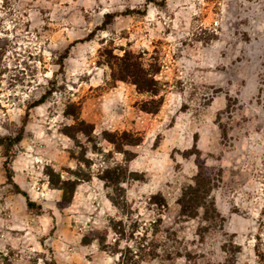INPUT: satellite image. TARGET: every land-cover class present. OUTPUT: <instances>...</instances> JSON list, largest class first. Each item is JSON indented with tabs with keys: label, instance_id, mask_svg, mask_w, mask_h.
Wrapping results in <instances>:
<instances>
[{
	"label": "rangeland",
	"instance_id": "rangeland-1",
	"mask_svg": "<svg viewBox=\"0 0 264 264\" xmlns=\"http://www.w3.org/2000/svg\"><path fill=\"white\" fill-rule=\"evenodd\" d=\"M23 121L0 264H264V0H0V138Z\"/></svg>",
	"mask_w": 264,
	"mask_h": 264
},
{
	"label": "trees",
	"instance_id": "trees-1",
	"mask_svg": "<svg viewBox=\"0 0 264 264\" xmlns=\"http://www.w3.org/2000/svg\"><path fill=\"white\" fill-rule=\"evenodd\" d=\"M128 13H133L129 11ZM117 17V14H106L104 17V21L102 24V29H105V27L109 26ZM92 35V34H91ZM89 36L88 40L90 39ZM131 66L129 64L123 66V73L126 77L131 78L134 77L133 72L131 71ZM135 85H137L135 83ZM139 91H145V89L138 88ZM45 95L42 96L37 102L32 104L30 108L33 106H38L44 102ZM32 107V108H33ZM25 122L23 121L22 126L15 132L13 136H8L4 138H0V145L5 146L6 148L13 147L14 145H17L20 143V141L23 138V133H24V127H25ZM211 170L206 169L204 167H199V170L195 176V179L193 180V183L186 186L180 194V197L178 199V206H179V212L180 215L183 217H188V218H194L197 216L198 210H202L205 215L209 213V211H213V202L211 201V191L215 186V178H213L209 172ZM5 173L7 179L11 182L12 181V172L11 169L7 166V163L5 164ZM88 177V176H87ZM117 176L112 174L111 170H105L104 171V177L101 178L102 181L109 179V181L114 182L116 180ZM89 179V178H88ZM58 183H60L61 187L60 189L62 190L64 186H66L68 183L69 185L75 190V188L78 185V182L76 181H61L60 178L58 177ZM63 186V187H62ZM25 197L26 201V208L27 211L33 214H42L44 213V208L29 200L27 195L23 192H19ZM66 193H63V200H65ZM154 199H160L163 201L161 198L154 197ZM163 205V204H162ZM99 246L102 251L104 250V246L101 244V240L98 241ZM127 254H130L132 257V260H129V256L126 258L123 255V262L121 264H139L141 261L144 259L145 254H132L131 251H127ZM133 255H135L133 257ZM146 256V255H145ZM154 256V255H153ZM134 259V260H133ZM138 259V260H137Z\"/></svg>",
	"mask_w": 264,
	"mask_h": 264
}]
</instances>
